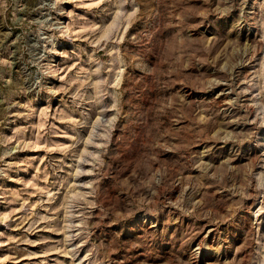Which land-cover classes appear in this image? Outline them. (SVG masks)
Instances as JSON below:
<instances>
[{
  "label": "rangeland",
  "instance_id": "374dc122",
  "mask_svg": "<svg viewBox=\"0 0 264 264\" xmlns=\"http://www.w3.org/2000/svg\"><path fill=\"white\" fill-rule=\"evenodd\" d=\"M0 264H264V0H0Z\"/></svg>",
  "mask_w": 264,
  "mask_h": 264
},
{
  "label": "bare ground",
  "instance_id": "6f19581e",
  "mask_svg": "<svg viewBox=\"0 0 264 264\" xmlns=\"http://www.w3.org/2000/svg\"><path fill=\"white\" fill-rule=\"evenodd\" d=\"M197 258V257H196ZM196 262V261H195Z\"/></svg>",
  "mask_w": 264,
  "mask_h": 264
}]
</instances>
